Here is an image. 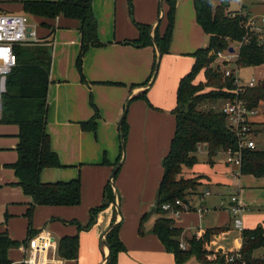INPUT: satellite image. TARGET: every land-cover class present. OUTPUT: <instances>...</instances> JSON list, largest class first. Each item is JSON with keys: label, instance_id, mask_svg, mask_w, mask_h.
<instances>
[{"label": "crops", "instance_id": "obj_1", "mask_svg": "<svg viewBox=\"0 0 264 264\" xmlns=\"http://www.w3.org/2000/svg\"><path fill=\"white\" fill-rule=\"evenodd\" d=\"M22 1L55 0H0V14L26 16L34 41L52 51L46 131L62 168L44 169L40 180L54 183L79 179L81 185L78 206L36 207L31 230L34 233L46 230L57 243L64 236H78L77 259L60 258L61 264H105L109 254L105 235L117 224L125 251L119 253L116 264H176L174 256L151 232L157 215L150 214L144 220L143 234L138 230L143 216L155 206L163 175L162 161L175 132L172 111L179 81L191 70L194 63L191 54L208 45L209 37L196 22L193 0H177L169 52L161 57L154 44L134 47L124 42L139 37L138 24L150 25L151 37L156 26L160 33L164 32L167 10L164 0H93L97 34L104 45L91 47L83 55V80L76 66L80 22L62 16L52 20L28 16L22 10ZM220 1L227 12H240L255 19L264 38L261 21L264 0H216V3ZM158 59V73L152 80ZM217 64L220 63H214ZM241 71L246 76L242 77ZM238 75L244 83L252 78L257 83L263 81L264 63L241 68ZM199 81H204L202 73L196 79ZM143 92L146 100L137 98ZM90 101L99 112L95 133L81 128V123L93 116ZM123 119L127 125L125 138L121 134ZM249 123L255 149L264 151V104L252 111ZM17 134L15 125H0V208L5 209L0 232H7L12 240L21 242L28 236L24 214L31 198L15 185L13 170L3 167L17 159ZM196 156L198 163L187 177L203 178L188 200L190 210L173 219L175 227L182 230L180 241L185 243L192 236L199 238L207 229L228 226L227 231L211 238L208 250L222 254L236 252L241 247V236L233 225L230 198L235 197L242 208L239 217L243 229L264 228V178L237 174L238 168L224 163L222 152L209 163L206 149L201 146ZM107 183L114 200L98 212L89 229L79 230L76 223L85 226L90 209L102 204ZM226 195H229L227 203L223 198ZM200 208L206 212H198ZM257 254L254 252V256ZM23 256L20 247L9 251L12 264H21ZM185 264L200 263L191 258Z\"/></svg>", "mask_w": 264, "mask_h": 264}, {"label": "trees", "instance_id": "obj_2", "mask_svg": "<svg viewBox=\"0 0 264 264\" xmlns=\"http://www.w3.org/2000/svg\"><path fill=\"white\" fill-rule=\"evenodd\" d=\"M93 0H55L22 1L24 14L52 20L59 16L80 22V50L76 66L81 78V62L85 52L91 47L104 44L97 34V20L92 9ZM167 5L165 29L160 33L158 26L150 36V25L138 24L139 37L125 41L134 47L156 46L159 56L169 52L177 0H164ZM195 18L203 33L209 38L205 48L196 50L191 56L194 63L190 72L179 81L176 91L175 132L170 141L167 155L162 161L163 175L158 186L153 210L141 219L139 234H143V222L150 215L157 218L151 232L163 244L166 251L174 256L176 264H185L195 258L200 264H264V256H254V252L264 250V228L243 229L240 232V259L229 261L233 253L211 252L208 245L211 238L228 230V226L204 231L199 238L192 236L185 240V249H181L182 230L176 228L174 220L162 210L164 204H174L176 200L187 202L201 185L202 176L187 177L184 171L198 163L199 147H205L209 163L219 153L238 148V140L227 125L225 115L217 105L236 98L233 77H224L221 68L229 66L223 62L214 65L216 53L237 46L246 39L237 52L235 65L238 69L256 67L264 63V45L260 35L246 27L248 16L240 12H227L223 2L216 0H193ZM41 26H46L41 23ZM51 48L45 44L31 43L14 47L15 66L6 77L5 92L1 95L0 125H15L18 128V143L15 151L17 159L12 164L3 165L13 170L24 195L31 198L24 216L28 223V236L23 241L12 240L7 232H0V264H12L9 251L24 244L35 236L31 230L36 207H74L81 203V185L79 179L68 182L43 183L41 172L49 168H62L57 154L52 151L47 125V91L51 66ZM156 62L154 64L153 74ZM202 73L204 81L196 82ZM152 74V75H153ZM135 85L132 86V88ZM137 98L146 100L143 92ZM248 110H255L264 104V80L248 88L241 96ZM92 118L81 123L85 131L96 132V120L99 112L92 101ZM127 125L122 121L121 134L126 136ZM117 173V172H116ZM115 173V175H116ZM241 175L264 178V151L242 150ZM114 175V177H115ZM103 202L90 209L89 220L85 226L78 223L79 230L89 229L95 222L98 212L104 210L113 200L111 186L103 188ZM189 204V203H188ZM180 209V207H176ZM119 224L112 226L105 235V244L109 250L105 264H116L119 253L125 251L118 235ZM58 256L64 260H76L78 257V236H64L58 241Z\"/></svg>", "mask_w": 264, "mask_h": 264}, {"label": "built area", "instance_id": "obj_3", "mask_svg": "<svg viewBox=\"0 0 264 264\" xmlns=\"http://www.w3.org/2000/svg\"><path fill=\"white\" fill-rule=\"evenodd\" d=\"M261 21L264 23V17ZM246 27L249 31H255L260 35V43L264 45V38L262 36V29L257 26L255 19L248 18ZM28 19L24 15L15 14H0V113H1V95L5 92L6 77L15 66L14 47L17 45L36 43L34 41V32L30 29ZM246 43V39L239 43L234 49L233 53L226 51H219L216 53V61L220 64L225 62L229 66L221 68L224 72V77H233V85L235 86L234 94L236 98L232 101H224L218 107L226 117V122L230 130L235 134L238 140V148L235 151H225L224 163L233 165L238 168L240 174V166L242 161L243 149H255V144L252 140V130L249 123V115L251 110L245 105L241 98L243 93L251 87L257 85V81L252 78L247 82H243L238 76V68L235 65L238 49ZM209 193H206L208 195ZM230 207L231 214L233 215V225L241 232L243 230L242 221L239 217L242 208L237 204L235 197H231ZM221 205H224L221 202ZM180 207V209H176ZM162 210L170 215V218L176 219L183 211L190 210L188 203L176 200L174 204H164ZM198 212L205 213L204 209H198ZM24 256L20 261L21 264H61L58 256V243L54 237L46 230L39 231L35 236L28 238L24 244L19 246ZM181 249H185V243L179 244ZM240 259L239 250L233 252L228 258L229 261Z\"/></svg>", "mask_w": 264, "mask_h": 264}, {"label": "rangeland", "instance_id": "obj_4", "mask_svg": "<svg viewBox=\"0 0 264 264\" xmlns=\"http://www.w3.org/2000/svg\"><path fill=\"white\" fill-rule=\"evenodd\" d=\"M29 23V22H28ZM236 47V46H235ZM158 61H159V59H158ZM156 65H158V62L156 63ZM158 69H159V65H158V68L156 69V67H155V72H156V76H157V73H158ZM242 74V75H241ZM240 75L243 77V76H246V73L245 72H240ZM240 75H238L239 76V78L241 79V77H240ZM153 76V75H152ZM156 78V77H155ZM242 80V79H241ZM246 81V80H245ZM220 106V104H218L217 105V107H219ZM259 148V147H258ZM122 151H123V154H124V150H123V148H122ZM202 162H200V164H201ZM203 165H204V167H206V163H203ZM191 174H193V168H191V169H187V170H185L184 171V175L185 176H190ZM228 197H229V195H226V197H223L224 198V200H225V203H227V201H228ZM4 211H5V209L3 210L2 208H0V221L3 219L4 220V216H5V214H4ZM3 221H1V223H2ZM1 223H0V225H1ZM257 255L260 257V256H264V250H258L257 251ZM256 255V256H257ZM257 256V257H258Z\"/></svg>", "mask_w": 264, "mask_h": 264}, {"label": "water", "instance_id": "obj_5", "mask_svg": "<svg viewBox=\"0 0 264 264\" xmlns=\"http://www.w3.org/2000/svg\"><path fill=\"white\" fill-rule=\"evenodd\" d=\"M29 30H30V29H28V32H29ZM229 52H230V53H233V52H234L233 47H230V48H229ZM157 62H158V65H159V61H157ZM158 65H156V69L158 68ZM155 76H156V72L154 71V74H153L152 80L154 79ZM150 85H151V83L149 84V86H150ZM125 112H126V109H125ZM125 112H124L122 118L124 117ZM116 170H117V167L114 169V171H113V173H112V176L114 175V173L116 172ZM112 176H111V177H112ZM186 203H187V202H186ZM108 231H109V230H108ZM108 231H107V232H108ZM104 244H105V242H104Z\"/></svg>", "mask_w": 264, "mask_h": 264}]
</instances>
